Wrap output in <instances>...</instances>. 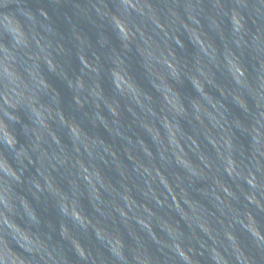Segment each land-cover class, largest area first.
<instances>
[{
	"label": "clouds",
	"instance_id": "9594fccd",
	"mask_svg": "<svg viewBox=\"0 0 264 264\" xmlns=\"http://www.w3.org/2000/svg\"><path fill=\"white\" fill-rule=\"evenodd\" d=\"M0 264H264V0H0Z\"/></svg>",
	"mask_w": 264,
	"mask_h": 264
}]
</instances>
